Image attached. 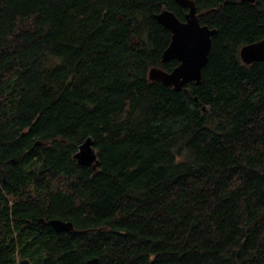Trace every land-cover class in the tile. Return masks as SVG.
Here are the masks:
<instances>
[{
    "label": "trees",
    "instance_id": "obj_1",
    "mask_svg": "<svg viewBox=\"0 0 264 264\" xmlns=\"http://www.w3.org/2000/svg\"><path fill=\"white\" fill-rule=\"evenodd\" d=\"M193 1L216 32L176 89L148 77L176 0H0V264H264V60L239 54L264 0Z\"/></svg>",
    "mask_w": 264,
    "mask_h": 264
},
{
    "label": "water",
    "instance_id": "obj_2",
    "mask_svg": "<svg viewBox=\"0 0 264 264\" xmlns=\"http://www.w3.org/2000/svg\"><path fill=\"white\" fill-rule=\"evenodd\" d=\"M176 2L181 7L187 8L184 20L179 19L173 11L166 8L157 12L154 17L171 32L170 42L163 50L161 60L173 58L178 60V64L170 71L153 66L148 71V77L181 89L188 81H200L202 67L208 60L211 36L216 32V28L200 23L199 13L193 0H176ZM239 54L245 63L264 60V38L244 44ZM74 157L81 165L96 167L97 156L91 137H86L78 145ZM47 222L57 231H68L73 228L70 221L53 218ZM85 264H99V259L89 258Z\"/></svg>",
    "mask_w": 264,
    "mask_h": 264
}]
</instances>
